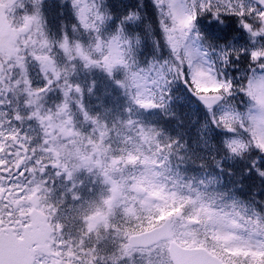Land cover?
<instances>
[{"label": "snow or ice", "instance_id": "6c2138e0", "mask_svg": "<svg viewBox=\"0 0 264 264\" xmlns=\"http://www.w3.org/2000/svg\"><path fill=\"white\" fill-rule=\"evenodd\" d=\"M0 264H264V0H0Z\"/></svg>", "mask_w": 264, "mask_h": 264}]
</instances>
